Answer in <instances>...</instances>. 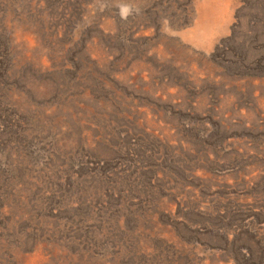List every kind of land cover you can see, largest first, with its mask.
I'll return each instance as SVG.
<instances>
[{"label":"rangeland","instance_id":"rangeland-1","mask_svg":"<svg viewBox=\"0 0 264 264\" xmlns=\"http://www.w3.org/2000/svg\"><path fill=\"white\" fill-rule=\"evenodd\" d=\"M0 264H264V0H0Z\"/></svg>","mask_w":264,"mask_h":264},{"label":"clouds","instance_id":"clouds-1","mask_svg":"<svg viewBox=\"0 0 264 264\" xmlns=\"http://www.w3.org/2000/svg\"><path fill=\"white\" fill-rule=\"evenodd\" d=\"M129 11H130L129 7L128 6H124V7L121 8V15L126 17L129 14Z\"/></svg>","mask_w":264,"mask_h":264}]
</instances>
